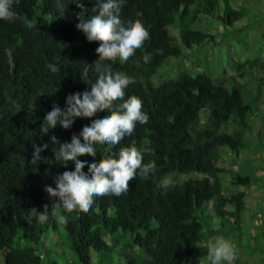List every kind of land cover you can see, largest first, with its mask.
<instances>
[{"label": "trees", "instance_id": "16d2710c", "mask_svg": "<svg viewBox=\"0 0 264 264\" xmlns=\"http://www.w3.org/2000/svg\"><path fill=\"white\" fill-rule=\"evenodd\" d=\"M73 2L65 0L62 14L54 0H19L13 5L16 19L0 21V264H92L93 256L96 264L209 263L210 239L223 236L234 244L235 238L241 241V231L249 230L240 225L245 192L232 189L254 184L261 167L243 164L236 172L218 163L227 151L237 157L250 132L253 151H264L250 121L258 96L241 81L254 60L239 63L237 78L216 81L202 71L180 73L156 86L152 80L169 59L179 60L186 50L215 39L203 20L220 23L223 33L234 32L246 9L232 7L230 0H123L122 17L142 21L149 37L120 63L119 57H100L99 42H88L77 30L81 9ZM94 2L84 0L86 15L92 14ZM106 63L132 78L125 99L140 97L149 120L115 146L95 142L96 158L135 145L142 163L155 162L156 168L147 179L129 181L128 192L120 196L95 197L87 210H64L44 191L45 185L55 186L56 175L64 170L53 150L79 133L91 116L46 134L41 125L53 104L65 108L66 96L90 87L97 65ZM105 111L107 106L92 115ZM230 125H235L231 131ZM34 143L48 144L36 163L30 162ZM80 155L93 158L92 153ZM45 205L48 220L39 223L29 213L33 208L43 212ZM61 215L66 219L60 220ZM48 239L54 249L45 250ZM234 246L232 263L240 264ZM246 246L250 254L257 253L256 264H264V246L258 241ZM121 247L134 248L136 256L117 255Z\"/></svg>", "mask_w": 264, "mask_h": 264}, {"label": "clouds", "instance_id": "9594fccd", "mask_svg": "<svg viewBox=\"0 0 264 264\" xmlns=\"http://www.w3.org/2000/svg\"><path fill=\"white\" fill-rule=\"evenodd\" d=\"M19 0H0V21L12 22L17 13L13 5ZM59 12L65 10V0H54ZM80 12L76 14L78 23L75 27L88 42L98 41L96 52L100 57L120 58L123 63L135 55L149 37V32L142 21L133 17H122L121 5L123 0H95L91 15H86L84 0H74ZM145 62L149 56H144ZM97 75L90 87L81 92L66 96L65 108L53 104L46 112L41 131L46 134L49 129L57 125L64 129L70 128L75 118L91 116L89 121L82 124L79 133L73 132L71 139L59 143L54 148L55 160L64 165V170L56 175L54 185H45L44 191L56 201L64 210L74 207L89 209L94 198L104 195L120 196L129 190V181L137 178L147 179L156 168L155 162L142 163L143 154L135 145L121 147L116 153H102L96 158L95 142L117 145L125 136H130L137 124L144 125L149 120L147 112L142 110V99L130 95L125 99V89L133 80L123 71L116 69L111 63L102 67L97 65ZM118 101V102H116ZM108 111L102 115H92L97 109ZM53 144H57L55 136L50 137ZM32 163L42 159L41 153L48 144L32 145ZM81 153H92L93 158L87 159ZM72 166L68 167V162ZM85 163L87 168L84 167ZM37 222L48 220V206L43 212L31 209ZM60 220L66 219L64 215ZM236 258L233 242L223 236L210 240L207 244V260L209 264H231Z\"/></svg>", "mask_w": 264, "mask_h": 264}, {"label": "rangeland", "instance_id": "374dc122", "mask_svg": "<svg viewBox=\"0 0 264 264\" xmlns=\"http://www.w3.org/2000/svg\"><path fill=\"white\" fill-rule=\"evenodd\" d=\"M40 2L41 0H39ZM230 4L234 8L244 7L247 11L245 19L241 23L235 24L234 32L223 33L224 29L220 23L203 20V26L208 28L207 31L211 35L213 34L215 39L204 46H194L191 50H186L185 55L179 60L169 59L168 65L152 81L156 86L168 78L177 77L180 73L195 75L202 71L216 81L233 76L237 78L240 73L239 63H243L245 60H254V63L243 71L244 77L241 81L246 82L247 92L258 96L250 121H252V131L256 136L258 134L259 141L264 144V127L261 124V121L264 120V0H230ZM228 127V130L231 131L235 125ZM250 133H247L248 140L246 139L245 147L240 150L237 157L234 158L227 151L218 163L221 168L236 172L241 169L243 164L261 167V170L254 173L256 178L254 184L247 188L232 189L233 192L243 191L246 195L245 211L242 212L240 225L243 228L248 225L249 230L241 231V241L235 238L234 242L238 249L240 264H256L257 253L250 254L246 243L258 241L261 246H264V234L262 233L264 229V151H253L254 143ZM253 154L256 159H243L245 155ZM212 218L210 217V224L218 228L219 224ZM257 234L260 235L259 238H256ZM231 237L234 236L231 235ZM45 247V250L54 249V245L49 239L45 241ZM114 252L127 257L136 256L135 249L129 247H121ZM97 261V257L93 256L92 264H96ZM200 264L209 263L202 261ZM231 264L233 263L231 262Z\"/></svg>", "mask_w": 264, "mask_h": 264}]
</instances>
